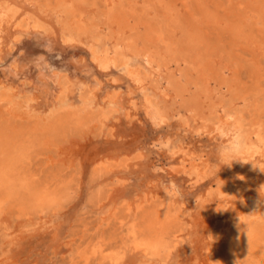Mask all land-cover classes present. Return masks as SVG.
Segmentation results:
<instances>
[{
	"label": "rangeland",
	"instance_id": "obj_1",
	"mask_svg": "<svg viewBox=\"0 0 264 264\" xmlns=\"http://www.w3.org/2000/svg\"><path fill=\"white\" fill-rule=\"evenodd\" d=\"M186 2L0 0L18 10L0 29V88L32 123L116 101L103 134L31 154L20 186L35 181L52 199L0 198V264H264V0ZM21 18L38 30L17 29ZM100 54L117 66L102 69ZM227 111L244 115L240 128L223 123ZM236 136L242 150L221 159ZM252 198L259 211L245 210Z\"/></svg>",
	"mask_w": 264,
	"mask_h": 264
},
{
	"label": "bare ground",
	"instance_id": "obj_2",
	"mask_svg": "<svg viewBox=\"0 0 264 264\" xmlns=\"http://www.w3.org/2000/svg\"><path fill=\"white\" fill-rule=\"evenodd\" d=\"M187 6V8L189 9L191 7V4H188L186 2V0H183ZM228 1V0H227ZM232 1V0H230ZM219 3V2H218ZM232 3V2H231ZM222 4V3H221ZM219 4V5H221ZM227 4V3H226ZM104 5V4H103ZM215 5V4H214ZM223 6V5H222ZM254 6V5H253ZM69 7V6H68ZM249 8V7H248ZM247 8V10L250 12V10ZM215 9V8H214ZM263 9V8H262ZM74 9H72L73 11ZM239 10V9H238ZM237 10V11H238ZM261 10V9H260ZM71 11V10H70ZM76 11V10H75ZM252 11V10H251ZM221 12V11H220ZM70 13V12H69ZM248 13V12H247ZM251 13V12H250ZM255 15H259L258 12L254 10ZM17 14H18V10L17 8H14V6L12 4H8L5 7H0V29L1 27H3L6 22H12L15 18H17ZM229 14V13H228ZM253 14V16H255ZM252 15V14H251ZM76 17V16H75ZM252 17V16H251ZM247 18V16H246ZM253 18V17H252ZM256 18V16L254 17ZM258 19V18H257ZM250 20V19H249ZM256 20V19H255ZM38 23V22H37ZM37 23H33L29 22L28 19H24L21 18L20 20H18L17 24H16V28H20L21 30H36L38 28ZM263 23V22H261ZM11 24V23H10ZM257 25V24H256ZM41 26V25H40ZM42 27V26H41ZM38 30V29H37ZM16 42V40H15ZM15 44V43H14ZM13 44V45H14ZM96 53H94L95 55ZM121 57V56H120ZM123 57V55H122ZM96 61V63L104 70L110 68L111 66H117V61L114 57H112V54H100L98 56H95L94 58ZM123 60V59H122ZM128 61V60H127ZM126 62V61H124ZM125 65V64H124ZM15 66V65H14ZM18 69V68H17ZM63 73V72H62ZM53 74V73H52ZM58 74V73H57ZM61 74V72H60ZM66 75V74H65ZM64 75V76H65ZM131 76L132 78H134L135 81H137V79H139V75H136L134 72H131ZM7 81V80H6ZM5 82V81H4ZM65 80H63V77L59 76L58 77V83L59 85L64 84ZM67 83V82H66ZM68 86V84H66ZM4 84V83H3ZM2 84V86H4ZM8 84V83H7ZM1 85V84H0ZM65 85L62 86V88H60L62 91V94H65V88H67ZM6 86V85H5ZM29 86V85H28ZM90 87V86H89ZM88 87V88H89ZM14 88V87H13ZM12 88V89H13ZM96 88V87H94ZM102 88V87H101ZM90 89V88H89ZM97 89V88H96ZM15 90V89H14ZM86 91V90H85ZM84 91V92H85ZM91 91V89H90ZM97 91V90H96ZM41 92V91H40ZM92 92V91H91ZM95 92V91H94ZM100 92V91H99ZM98 92V93H99ZM112 92V91H111ZM119 92V91H117ZM108 93V92H107ZM115 93V92H114ZM67 94V92H66ZM95 94V93H94ZM93 94V95H94ZM120 94V92L118 93ZM117 94V95H118ZM21 95V94H20ZM93 95H88L86 98L83 95V98H85L83 109L89 107V100L91 99V97H93ZM111 95V94H110ZM61 96V95H60ZM62 96H66V95H62ZM116 96V95H115ZM67 97V96H66ZM112 97V96H111ZM110 97V98H111ZM117 97V96H116ZM119 97V96H118ZM30 98V97H29ZM60 98H64V97H60ZM59 98V99H60ZM107 98V97H106ZM113 98V97H112ZM111 98V100H112ZM149 98V97H148ZM108 99V98H107ZM117 99V98H116ZM111 100H109L107 102V104L105 105L106 107L104 108H99L98 111H92L89 109H85V110H81L80 107L82 106H78L80 108V112H73L74 109H70L72 110L71 113H69L68 111H65L63 115L59 113H57L56 115H54V117L49 120L48 122L46 121V124H37L36 123H32L28 118V116H26L24 109L22 108V103L21 101H16V98L13 97L12 93L5 87L0 88V198L2 197L1 200H7L9 203H11V207H13V205L15 206V204L18 203H22V205H28V208H33V206H31V204H34L35 202H37L39 199H44V198H48L52 199V196H50L51 193H44V191H46L47 189H45V187H42L40 184H36L35 181L29 182L23 186H20L23 180V178L26 179L27 174L29 176H32V171L30 169H28L27 167V160L29 159V157L31 156L32 153L36 152L38 153V151L43 152L46 149L43 148L44 147H49L51 145L57 146V144L61 145L64 143H67V139H71L74 138V136H76V133H80L81 132H91V130H101L103 129L105 122L107 119H109L108 117H110L111 115V110L113 108V104L116 102H112ZM61 101V100H60ZM94 101V100H93ZM29 102V101H28ZM56 102V101H55ZM91 102V101H90ZM61 103V102H60ZM64 103V102H63ZM67 103V101H66ZM104 103V102H102ZM27 104V103H26ZM69 104V103H68ZM91 104V103H90ZM94 104V102H93ZM91 104V105H93ZM99 104V103H97ZM96 105V104H95ZM63 106V105H61ZM68 106V105H66ZM69 106H71L69 104ZM103 106V105H102ZM65 107V106H64ZM74 107V106H72ZM71 107V108H72ZM92 107V106H91ZM96 107V106H95ZM63 108V107H62ZM77 108V106H76ZM115 108V107H114ZM113 108V109H114ZM119 108V107H118ZM117 108V109H118ZM92 109V108H91ZM96 109V108H94ZM112 109V112H113ZM227 109V108H226ZM225 109V110H226ZM78 110V109H77ZM97 110V109H96ZM120 110V109H119ZM224 110V111H225ZM56 110L53 111V114L55 113ZM58 112V111H57ZM119 112V111H117ZM228 113L226 114H222L224 116V121L223 123L228 124V121H231V126L235 129V128H240L242 125V122L244 121L242 114H235V113H229V111H227ZM114 113V112H113ZM116 113V112H115ZM121 113V112H120ZM127 113V112H126ZM60 114V115H58ZM46 116V115H45ZM113 116V115H111ZM48 117V116H47ZM46 118V117H45ZM222 120V119H221ZM221 123V122H220ZM244 123V122H243ZM37 126L38 128L36 129ZM107 126V125H106ZM257 128V127H256ZM260 128V127H259ZM222 129V127L220 128ZM236 129V130H237ZM233 130V129H231ZM223 131V129H222ZM221 131V132H222ZM101 132V131H100ZM99 132V133H100ZM28 133V134H27ZM97 133V134H99ZM102 133V132H101ZM226 133V131H225ZM234 133V131H233ZM240 133V132H238ZM236 133V134H238ZM262 133V132H261ZM103 134V133H102ZM108 134V133H107ZM263 134V133H262ZM259 134V139L261 141V143L264 144V135ZM85 135V134H83ZM109 135V134H108ZM234 135V134H233ZM82 136V135H81ZM93 135H91L92 137ZM232 136V135H231ZM78 137V136H77ZM237 137V136H236ZM80 138V137H79ZM232 138V137H231ZM233 141V140H232ZM234 142V141H233ZM77 143V142H76ZM235 143V142H234ZM81 144V143H79ZM233 144V143H232ZM58 145V146H59ZM231 146V145H230ZM59 147V148H60ZM69 147V146H68ZM255 147V146H253ZM252 147V148H253ZM58 148V149H59ZM234 148V147H233ZM256 148V147H255ZM61 150V149H60ZM62 152V151H61ZM66 152V151H65ZM71 152V151H70ZM67 153V152H66ZM69 154V153H68ZM65 155V154H64ZM40 155H37V157H39ZM236 156V155H235ZM54 157V156H52ZM55 158V157H54ZM237 158H241L238 157ZM242 159V158H241ZM244 159V158H243ZM242 159V160H243ZM76 160V159H75ZM49 162V160H48ZM101 162V161H100ZM107 162V161H106ZM53 163V162H52ZM102 163V162H101ZM100 163V164H101ZM110 163V162H109ZM112 164V163H111ZM124 163H122L123 165ZM113 165V164H112ZM111 165V166H112ZM98 169L97 170H101L103 171V169L101 168L100 165H98ZM95 167V166H94ZM97 167V166H96ZM113 167H115V165H113ZM104 168V166H103ZM112 168V167H111ZM117 168V166H116ZM105 169V168H104ZM113 169V168H112ZM95 170V169H94ZM106 170V169H105ZM41 171V170H40ZM112 172V171H111ZM95 173V172H94ZM107 174L109 172H106ZM105 174V171H104ZM40 175V174H39ZM48 175V174H47ZM92 175V174H91ZM32 179V177H31ZM33 180V179H32ZM117 180V179H116ZM120 180V179H119ZM42 183V182H41ZM58 183V182H57ZM118 183V182H117ZM43 184V183H42ZM116 185V184H115ZM109 186V185H108ZM48 191V190H47ZM46 191V192H47ZM57 191V190H56ZM113 191V190H112ZM44 193V194H42ZM111 193V191H110ZM258 195V194H257ZM160 196V195H159ZM256 195H254L255 197ZM62 197V196H61ZM158 197V196H157ZM253 197V195H252ZM109 198V196H108ZM169 198V197H168ZM167 198V199H168ZM259 198V196H258ZM257 198V199H258ZM102 199V198H101ZM100 199V200H101ZM111 199V198H110ZM139 199V198H138ZM157 199V198H156ZM159 199V197H158ZM260 199V198H259ZM0 200V201H1ZM146 200V199H145ZM172 200V199H171ZM104 201V200H103ZM107 201V200H106ZM147 201V200H146ZM163 201V200H162ZM248 201V200H247ZM2 202V201H1ZM41 202V201H40ZM135 202V201H134ZM223 202V201H222ZM244 204V201H242ZM103 203V202H102ZM101 203V204H102ZM149 203V202H148ZM226 203V202H225ZM127 204V203H126ZM128 204L130 205V203L128 202ZM134 204V203H133ZM152 204V203H150ZM241 203V205H243ZM5 205V204H4ZM3 205V206H4ZM148 205V204H147ZM155 205V204H154ZM224 205V204H223ZM227 205V204H226ZM245 205V204H244ZM30 206V207H29ZM139 206V205H138ZM152 207V205H149ZM130 207V206H129ZM134 207V206H133ZM147 207V206H146ZM150 207V208H151ZM222 207V206H221ZM242 207V206H241ZM263 207V206H262ZM4 208V207H3ZM14 208V207H13ZM102 208V207H101ZM125 208V207H124ZM127 208V207H126ZM224 208V206L222 207V209ZM245 210H250L253 211V208L258 209L259 211V204L256 202V200L254 198H252L246 205H245ZM10 209V208H8ZM36 209V208H35ZM63 209V208H62ZM137 209V208H136ZM147 209V208H146ZM229 209V208H228ZM243 209V208H242ZM103 210V209H102ZM127 210V209H125ZM224 210V209H223ZM230 210V209H229ZM255 210V209H254ZM5 211V210H4ZM34 210H32L33 212ZM106 211V210H105ZM135 211V210H134ZM222 211V210H221ZM227 211V210H226ZM225 211V212H226ZM256 211V210H255ZM264 211V210H263ZM3 212V211H2ZM137 212V211H136ZM144 212V211H143ZM224 212V213H225ZM230 212V211H229ZM234 212V211H233ZM29 213V211H28ZM27 213V214H28ZM31 213V212H30ZM38 213V212H36ZM223 213V214H224ZM227 213V212H226ZM243 213V212H242ZM15 214V213H14ZM13 214V215H14ZM25 215L26 217H28L29 215ZM40 214V213H38ZM43 214V212L41 213ZM141 214V213H140ZM219 214V212H218ZM249 214V213H248ZM17 215V214H16ZM35 215V214H34ZM136 215V214H135ZM221 216V214H219ZM219 215L216 214L217 217H219ZM226 215V214H225ZM229 214H227L228 216ZM236 215V214H235ZM238 215V214H237ZM33 216V215H32ZM37 216V215H36ZM45 216V215H44ZM226 216V217H227ZM250 216V215H249ZM254 216V215H253ZM34 217V216H33ZM39 217V215H38ZM214 217V216H213ZM256 217V215H255ZM262 217V216H259ZM31 218V215L30 217ZM223 218V217H220ZM239 219V217H237ZM237 218L235 220H237ZM3 219V218H2ZM11 219V218H10ZM23 219V218H22ZM32 219V218H31ZM215 219V218H214ZM261 219V218H260ZM6 220V219H4ZM40 220V219H39ZM127 220V219H126ZM141 220V219H140ZM242 222V225L245 224L248 220H247V216L243 215V217L240 219V221ZM259 220V219H258ZM3 221V220H1ZM24 221V220H23ZM225 221V220H224ZM230 221V219H229ZM255 221V220H254ZM253 221V222H254ZM226 222V221H225ZM251 222V221H249ZM260 222V221H258ZM27 223V222H26ZM222 223V221L220 222ZM233 224V221L231 222ZM264 223V221H263ZM9 224V223H8ZM21 224V223H20ZM223 224V223H222ZM254 225H256V223H253ZM11 225V224H10ZM13 225V224H12ZM33 226V224H31ZM106 225V224H105ZM217 225V223H216ZM227 225V224H226ZM229 225V224H228ZM234 225V224H233ZM241 225V222H240ZM241 225V226H242ZM264 225V224H263ZM17 226V225H16ZM26 226V225H25ZM87 226V225H86ZM154 226V225H153ZM215 226V225H214ZM219 226V225H218ZM224 226V225H223ZM258 226V225H257ZM260 226V225H259ZM262 226V225H261ZM227 227V226H226ZM264 227V226H263ZM16 228V227H15ZM29 228V227H28ZM87 228V227H86ZM165 228V227H164ZM230 228V227H229ZM261 228V227H260ZM17 229V228H16ZM19 229V228H18ZM211 229V228H210ZM217 229V228H216ZM219 229V228H218ZM70 230V229H69ZM243 230V229H242ZM250 229L247 228L246 233L249 231ZM165 231V230H163ZM215 231V230H214ZM229 231V230H228ZM216 232V231H215ZM231 232V231H230ZM80 233V232H79ZM224 233V232H222ZM250 234L252 232H249ZM160 234V233H159ZM227 234V233H225ZM231 234V233H230ZM71 235V234H70ZM67 235V236H70ZM100 236L102 234H99ZM104 235V234H103ZM103 235L99 238H103ZM150 235V234H149ZM211 235V234H210ZM216 235V234H215ZM220 235V234H219ZM229 235V234H228ZM223 236V235H222ZM225 236V235H224ZM147 237V236H146ZM215 237V236H214ZM65 238V237H64ZM226 238V237H225ZM218 239V237H217ZM229 239V238H228ZM96 240V239H95ZM98 240V239H97ZM221 240V239H220ZM230 240V239H229ZM164 241V240H163ZM162 241V242H163ZM69 242V241H68ZM76 242V241H75ZM99 242V241H98ZM102 242V241H101ZM175 242V241H174ZM219 242V241H218ZM222 241H220L221 243ZM73 243V242H72ZM100 243V242H99ZM218 244V247L223 244ZM225 243V242H224ZM179 244V243H178ZM72 245V244H71ZM98 245V244H97ZM96 245V246H97ZM164 245V244H163ZM215 245V244H214ZM227 246V245H226ZM66 247V245H65ZM99 247V245H98ZM101 247V246H100ZM166 247V246H165ZM219 247V249H220ZM214 248H217L214 246ZM224 248V245H223ZM222 248V249H223ZM93 249V248H92ZM101 249V248H100ZM214 250V249H213ZM218 250V249H217ZM216 250V251H217ZM221 250V249H220ZM219 250V252H220ZM74 251V250H73ZM223 251V250H222ZM72 252V251H71ZM99 252V251H98ZM150 252V251H149ZM219 252H216L219 254ZM239 252V251H238ZM237 252V253H238ZM74 253V252H73ZM223 253V252H222ZM221 253V254H222ZM226 253V252H225ZM71 254V253H70ZM215 254V253H214ZM254 254V253H253ZM91 255V254H90ZM207 255V254H206ZM212 255V254H211ZM236 258L237 257V254ZM239 255V254H238ZM240 255H242L240 253ZM258 255V254H257ZM151 256V255H150ZM221 256V255H220ZM243 256V255H242ZM98 257V256H97ZM219 257V256H218ZM217 257V258H218ZM216 258V257H215ZM216 260H219L217 259ZM241 258V256H240ZM153 259V258H152ZM151 259V260H152ZM205 259V258H204ZM227 259V258H225ZM224 259V260H225ZM229 259V258H228ZM243 259V257H242ZM89 261V257L87 259ZM209 260V259H208ZM211 260V259H210ZM222 260V263H224ZM231 260V258H230ZM233 260V259H232ZM239 259H237L238 261ZM156 261V260H155ZM213 261V260H211ZM141 262V261H140ZM214 262V261H213ZM217 261H215L214 263H216ZM159 263V262H158ZM205 263V262H204ZM203 263V264H204ZM212 263V264H214ZM230 264H232V262H229ZM235 262L233 261V264ZM15 264V263H14ZM157 264V263H156ZM206 264V263H205ZM226 264V262H225ZM237 264V262H236Z\"/></svg>",
	"mask_w": 264,
	"mask_h": 264
},
{
	"label": "clouds",
	"instance_id": "obj_3",
	"mask_svg": "<svg viewBox=\"0 0 264 264\" xmlns=\"http://www.w3.org/2000/svg\"><path fill=\"white\" fill-rule=\"evenodd\" d=\"M242 138L237 136L236 140H235V147L234 148H229L227 150V152H222L221 153V159L224 158L225 155H229V156H234L236 155L239 151L242 150ZM165 193L167 194L168 197H170V200L175 197V198H179L181 196V192L180 190L173 185L172 189L169 190L168 188L165 189ZM260 203H264V201H261Z\"/></svg>",
	"mask_w": 264,
	"mask_h": 264
}]
</instances>
